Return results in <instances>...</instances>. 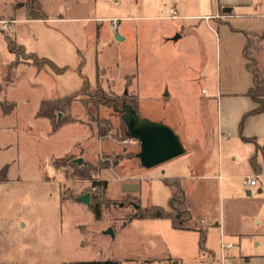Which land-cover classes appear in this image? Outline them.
I'll return each mask as SVG.
<instances>
[{
    "label": "rangeland",
    "instance_id": "1",
    "mask_svg": "<svg viewBox=\"0 0 264 264\" xmlns=\"http://www.w3.org/2000/svg\"><path fill=\"white\" fill-rule=\"evenodd\" d=\"M161 1L167 4L168 0H0V101L14 102L16 106L9 117H2L0 110V168L8 165L7 181L0 182V264H71L110 259L121 264H174L168 261V258L174 259L161 240L156 243L148 237L139 238L141 235L136 223L125 226L134 214L132 201L126 200L124 205L122 200L109 203L101 210L98 220L90 207L78 201L80 196L90 192L92 182L77 176L76 168L72 166L76 165V158L81 159L83 167H96L98 163L111 166L95 175L92 172L91 176L109 182L114 190L124 186V183L133 185L134 180L126 182L125 179L137 178L139 171L149 170L137 165L134 157L140 151L137 141L127 139L119 142L113 137L114 131L105 138L96 134L97 122L90 119L88 112L91 118L96 113L89 100L97 89L110 97L116 96L112 91L122 96L123 79L120 78L129 67L127 55L134 53L137 59L135 94L140 105L139 115L169 126L180 139L185 153L192 155L188 159V154L184 153L152 169L163 171L171 168L168 174L179 175L187 171L183 163L188 160L193 167L192 173L198 170L196 166L201 163L213 164L219 148L215 144L217 107L211 95L218 89L222 93H231L251 85V75L244 68L246 61L242 53L246 37L242 32L233 31V28L244 32L262 29L264 9L255 14L236 10L234 14H222L218 21H210V31L203 27L207 30L202 29L198 33L205 39V45L194 34L180 44L167 43L162 48L148 45L143 49L145 61L141 66L139 35L155 43L159 41L161 32L167 33L172 26L180 23L154 18L165 15L159 13L163 10L159 4ZM41 14L45 17L60 15L82 19L62 21L55 26L50 24L71 36V40L82 47L89 45L98 26L101 27L102 41L111 37L116 40L109 18H118L116 20L129 29L118 59L114 51L107 48L110 65L114 67V62L119 63L117 70L110 69L112 91L97 86L88 89L90 96H77L69 111L59 112L54 117L58 120L69 116L76 120L75 123L62 126L55 134H51L49 124L34 117L38 100L50 94L37 81V75L40 73L43 77L41 72L48 66H37L24 49L18 51L17 56L9 54L4 40L7 36L16 43V32L17 40L28 45L37 29H32L29 24L14 22ZM236 14L241 17L236 18ZM249 14L254 17H249ZM263 33L264 30L256 35ZM249 39L255 42L251 36ZM16 44L19 46L18 42ZM255 47L261 50L257 67L264 74V40ZM33 73H38L36 78ZM4 77L9 81L5 82ZM81 103L86 104L87 109ZM97 118L109 119L117 125L111 108H101ZM262 145L264 147V142ZM222 148L224 163L231 164L230 152L234 151L237 155L235 162L243 170L239 158L244 155V146L232 140L223 144ZM129 154L133 156H127ZM55 161L59 168L55 167ZM242 170L236 174H243ZM231 182L238 184L239 180ZM238 195L243 194L239 192ZM250 199L243 197L234 205L243 211L246 207L244 202ZM218 200L220 216L232 221L230 207L233 202L225 197H218ZM240 221L244 227L250 226L243 217ZM260 225L264 230V217ZM109 228L113 229L114 238L104 235ZM260 236L264 238V232ZM244 247L248 251L255 249L252 245ZM262 248L264 245L255 251L261 252ZM192 250L184 251L185 258ZM194 250L198 253V249ZM127 258L134 261L124 262ZM157 258L162 261L155 263ZM198 258L205 263L209 254H205V258L198 255ZM190 260L184 259L186 264ZM182 261L178 259L180 264Z\"/></svg>",
    "mask_w": 264,
    "mask_h": 264
},
{
    "label": "crops",
    "instance_id": "2",
    "mask_svg": "<svg viewBox=\"0 0 264 264\" xmlns=\"http://www.w3.org/2000/svg\"><path fill=\"white\" fill-rule=\"evenodd\" d=\"M159 4L162 6L160 8L163 9L159 12L161 13L160 15L163 13H165V15H157L154 18L168 19L180 23L176 26H172L167 33L161 32L158 37L159 41H156L155 43L152 40L151 42H148L146 37L143 36L139 30V33L141 34L139 35L141 66L144 65L145 61L143 49H145V47L147 48L148 45L153 46L154 44L156 47L162 48L163 46H166L167 43L180 44L183 40H186L187 36L190 34H194V37L200 39L202 44L205 45V39L200 37V34L198 33L206 28L210 31V21H218L217 19L222 17V14H234L236 10L255 14V12L260 11V9H264V0H168L167 4L163 1ZM160 8L157 11H159ZM171 8L176 9L178 19L167 18ZM253 14H249L248 16L254 17ZM236 16V18L241 17V15L237 14ZM203 17H209L210 20L205 21L202 19ZM109 19L116 20L118 18L112 17ZM77 20L81 21L82 19L75 17L66 18L58 15L57 17L46 16L41 20L26 18V20H17L14 22V24H29L32 29H37L36 33L32 35V38L29 40L28 45H23L25 44L23 41L22 43L18 41V35L14 32L16 43L18 42L25 51L34 54L40 59L47 58L53 62L57 68H67L65 72L58 75L54 74L48 67H44L45 70L41 72V75H44L43 77L39 75V72V74L36 73L38 74V83L44 85V89L49 90L48 94L50 93L48 96L45 95L44 98L39 99V102L46 99H57L80 91L84 79L87 81L89 88L100 86V88H103L105 91H112L111 73L112 70H117L119 68V63L114 62V67L110 65L107 48L109 47V49H112L118 59L122 44L128 38L129 29L126 26H123L119 20H117V28H114L109 23L113 28L112 34L115 36L117 35L120 40H113L111 37L102 41L100 34L101 27L97 25L98 27L95 29L94 36L91 38L89 45L82 47L77 41H72L71 36L66 35L65 32L59 28L50 26V24L55 26L62 21L73 22ZM261 25H263V22ZM260 29L261 28L256 31L248 30L245 32L256 34L263 31L264 27H262L261 30ZM233 31L245 34L244 31L238 29L233 28ZM77 35L80 36L79 32H77ZM127 56L129 58L127 62L129 67L124 73H122L120 78L123 79V85L121 87L123 90L122 94L128 90L129 94L136 96L135 90L138 81L137 59L134 53ZM81 57H83V64L80 71H77ZM258 63L259 61L257 59V66ZM36 74H34L35 78L37 77ZM126 77L130 78V84L127 86L128 88H126L125 85ZM251 86L252 84L243 90L231 93H222L221 90L218 89L211 95V99L216 103L218 116L216 124L217 138H215V144L219 150L214 162L215 164H208V162L204 164L201 163L196 166L198 170H196L195 173H192L191 169H193V167L188 160L186 163H183L185 164L184 168L187 169V171L184 170L186 172L179 175H176L175 173L168 174L171 172V168L163 169V171H155L156 169H149L147 170L148 172H145L146 170H143L144 172L139 171L140 175H136H139V177L125 179V181L134 180V183H132L133 185L124 183V186H120L116 190L110 188L108 182V188L105 193V197L108 200H122L123 202L124 199L128 197L131 199L137 198L141 208L158 206L168 211V202L171 198V191L165 186L161 179L165 177L169 179L178 178L181 180L184 195L190 202L189 211L193 228L188 231L175 229L167 219L139 220L134 217L136 213L129 218L125 223V226L131 223H136V228H138L141 235L139 238L148 237L149 239H154L156 243H159V240H161L162 244L165 245L166 250L171 251V257L174 260H183L182 264H186L184 259L187 258L191 259L187 264H264V248H262L261 252L255 251L258 250L261 245H264L262 243L264 238H261L263 236H260V233L264 232V230L260 228L261 218L264 217V200H262L264 198V181H262L264 180V147L262 145L264 142V109L262 113L248 116L243 123L242 130L240 132L238 131V126L243 115L257 108V104L251 100L249 96H246V92ZM112 93L119 96L113 91ZM51 95H54L55 97L52 98ZM262 100H264V97ZM39 102L37 104L38 107L34 112L35 118H38L36 117V113L39 109ZM206 106H209L207 102ZM39 119H41L42 122H45V124H49L51 134H55L60 130L52 132L50 121L46 118ZM232 140L244 146L243 157L239 155L241 157V159L239 158V161L242 163V166H244L243 170L240 166H237L235 162L237 155H235L234 151L230 152L231 164L230 162L224 163L222 146ZM194 142H198V140H194ZM185 154H188L186 156L188 159L192 157L189 153ZM235 167L237 168L235 169ZM241 170L243 171V174H236ZM254 175L259 178L257 183L253 186L245 185L244 181L246 177ZM233 179H238V184H232L233 182L231 181ZM237 191L243 195L239 196V192L237 194L235 193ZM260 196L262 197L260 198ZM218 197H225L227 201L233 202L230 207L232 213L230 214V217L232 221L229 222L227 219L225 220V217L223 219L222 216H220ZM243 197H251V199L244 202L246 207L241 211L237 209L234 204L240 199H243ZM133 210L135 211L134 206ZM242 217L244 222H247V224L250 225L247 228L244 227L240 221ZM251 224L254 225V227H252ZM143 231L147 233H144ZM199 232H202L204 235L205 250L203 253L199 252ZM221 243L230 244L232 247L221 252ZM251 245L254 246V250L251 249L248 251L244 247ZM163 249L162 246V250ZM188 249L193 250L189 252L187 258H185L186 254L184 251ZM194 249H198V253L197 250L195 251ZM205 254H209L208 261L205 258ZM198 255L200 258H205V263H202L199 260ZM131 261L134 260L132 258H127L124 262ZM154 261L156 263L161 262L162 260L157 258L154 259Z\"/></svg>",
    "mask_w": 264,
    "mask_h": 264
},
{
    "label": "trees",
    "instance_id": "3",
    "mask_svg": "<svg viewBox=\"0 0 264 264\" xmlns=\"http://www.w3.org/2000/svg\"><path fill=\"white\" fill-rule=\"evenodd\" d=\"M31 19L34 20H41L44 19L45 16L43 14L38 15L37 17L30 16ZM244 37H246L245 45L242 49L243 57L246 61L245 69L248 70V72L251 75V84L252 86L247 90L246 96H249L251 100H253L257 104V108L254 110H251L247 112V114L243 115V118L241 119L238 131L240 132L242 130V126L244 121L247 119L248 116L259 114L263 112L264 109V77L262 74V71L257 67V58L261 55V50L259 47H255V44L261 43V40H264V33L261 34V36H257L254 33L245 32L243 34ZM250 36L253 38V41H251L249 38ZM5 43L7 44V50L9 54H13L14 56H17L18 51L23 50L24 48L22 46H18L14 40L11 38L5 36ZM257 42V43H256ZM250 49V51H249ZM29 53V52H28ZM29 59L33 60L35 64L38 65H47L50 70L54 74H61L67 70L66 67L63 68H57L53 62L48 60L47 58H37L34 54L29 53ZM83 64V57H81L80 64L77 68V71H80V68ZM3 80L5 82L9 81L7 80V77H4ZM126 80V88L130 84V78H125ZM97 87V86H96ZM88 83L84 79L83 85L80 91L75 92L74 94H70L67 96L59 97L54 100H43L40 102L39 109L36 113V117L38 118H46L48 121H50L52 132H56L60 129L61 126L65 124H73L76 120L71 119V117L66 116L63 118H59L58 120H54L55 115L59 114V112H67L72 107V104L75 102L76 97L79 95L87 96L88 94ZM89 95V94H88ZM91 95V94H90ZM89 95V96H90ZM92 97L89 100V103L92 104V107L95 110V117H92L89 115L91 120L97 122V132L96 134L101 137L105 138L107 137L108 133H112L114 131V138L119 141L123 142L127 139H132L130 135L128 134V128L125 120L123 119L124 115V107L130 106L132 110L135 112V114L139 115V103L138 98L134 95L129 94L128 90H126L122 96H113L110 97L107 94H105L101 89L94 90L92 92ZM83 107L87 109V105L84 103ZM15 103H7L4 101H0V110L1 114L4 117L10 116L15 109ZM106 109L111 108L114 110L115 118L117 119V125L115 126L111 120L109 119H99L97 118L100 109ZM245 141V140H244ZM140 152V151H139ZM138 154L134 155V157L137 159V165L142 167L139 163ZM129 157L133 156V154L127 155ZM128 157V158H129ZM54 165L56 168H59L58 163L55 161ZM77 165V164H76ZM72 165L75 167V171L77 173V176L80 179L83 180H89L92 182L89 192V198H90V211L92 214H94L95 219H100L101 217V210L103 207H107L109 203H113L112 200H108L105 197V193L108 188V182L94 179V175L99 173V171L107 170L109 165L107 164H100L95 166L88 165L86 167H83L81 165L77 166ZM7 172H8V165H4L0 168V182H6L7 181ZM94 172L91 176V173ZM165 186H167L171 191V198L168 202V211L164 210L161 207H153L148 206L141 208L139 206V201L137 198H126L122 202L123 205L126 202V200H130L133 202V206H138L137 210L134 211V213L137 214L136 219H167L171 222V226L175 229H180L184 231L190 230L192 227L191 225V216H190V202L188 198L184 195L182 186H181V180L178 178H165L163 177L161 179ZM198 246H199V252H204V235L202 232H199V239H198ZM168 261L174 262V264H180L178 260H172L168 258ZM71 264H121L117 260H95V261H79Z\"/></svg>",
    "mask_w": 264,
    "mask_h": 264
},
{
    "label": "water",
    "instance_id": "4",
    "mask_svg": "<svg viewBox=\"0 0 264 264\" xmlns=\"http://www.w3.org/2000/svg\"><path fill=\"white\" fill-rule=\"evenodd\" d=\"M116 40L120 38L116 35ZM123 119L125 120L130 137L139 144L138 159L140 165L145 169H152L155 166L170 161V159L181 156L185 149L170 127L160 123L152 122L147 118L137 116L130 106L124 107ZM74 163L78 166L82 164L80 158H76ZM78 201L90 207L89 193L83 194ZM120 206H122L120 204ZM138 206H134L136 210ZM137 214L134 215L136 217ZM104 235L114 237L113 229L109 228Z\"/></svg>",
    "mask_w": 264,
    "mask_h": 264
},
{
    "label": "built area",
    "instance_id": "5",
    "mask_svg": "<svg viewBox=\"0 0 264 264\" xmlns=\"http://www.w3.org/2000/svg\"><path fill=\"white\" fill-rule=\"evenodd\" d=\"M167 18L169 19H178V15H177V12H176V9L175 8H171L169 10V14L167 15ZM203 20L207 21V20H210L209 17H203L202 18ZM109 23L114 27V28H117L118 27V21L115 20V19H111L109 20ZM258 176L254 175V176H249V177H246L245 181H244V184L247 185V186H253L255 185V183H257L258 181ZM232 247V245L230 244H224V243H221V246H220V249H221V252H223L224 250L226 249H230Z\"/></svg>",
    "mask_w": 264,
    "mask_h": 264
}]
</instances>
